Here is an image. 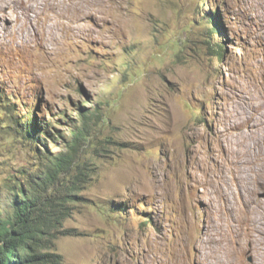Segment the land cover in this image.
<instances>
[{"label":"rangeland","instance_id":"374dc122","mask_svg":"<svg viewBox=\"0 0 264 264\" xmlns=\"http://www.w3.org/2000/svg\"><path fill=\"white\" fill-rule=\"evenodd\" d=\"M96 7L93 21L53 20L57 37H47L46 11L34 15L30 39L0 35L2 215L23 171L71 151L90 179L64 221L69 233L50 248L62 264H221L246 227L230 221L246 196L260 203L261 231L238 258L256 264L264 191L252 180L264 159L252 161L249 141L258 148L264 133V0ZM6 13L0 27L11 29L13 8ZM83 113L90 124L75 142Z\"/></svg>","mask_w":264,"mask_h":264},{"label":"trees","instance_id":"16d2710c","mask_svg":"<svg viewBox=\"0 0 264 264\" xmlns=\"http://www.w3.org/2000/svg\"><path fill=\"white\" fill-rule=\"evenodd\" d=\"M89 117L83 113L84 125L75 130V142L86 136ZM27 132L38 140L35 124ZM71 148L75 150V144ZM75 164L72 152L62 151L47 156L43 167L23 171L25 178L12 185L13 209L3 215L0 211V264H62L50 248L60 234L69 233L64 221L83 199L80 192L90 179L87 165Z\"/></svg>","mask_w":264,"mask_h":264},{"label":"bare ground","instance_id":"6f19581e","mask_svg":"<svg viewBox=\"0 0 264 264\" xmlns=\"http://www.w3.org/2000/svg\"><path fill=\"white\" fill-rule=\"evenodd\" d=\"M23 2L24 0H0V21L8 18L6 13L8 7H12L13 13L15 14L11 29L8 26L0 27V35L5 33V36L7 32L10 34L13 33L15 35L14 37L17 39H30L31 35H33L32 31H34L32 30L31 24L35 27L36 18H34V15L39 16L42 11L43 13L46 11V19L50 22L46 31L47 37H57V31L55 30V23H53V20L60 18L63 22L66 21L70 27V22L80 19L82 14H86L84 17H89L91 19L90 21H93L94 14L97 10L96 0H78L77 2H67L64 0H36L34 4L24 7V10L21 7ZM85 4L86 6H84ZM82 5L86 8L82 9ZM18 6L21 7L22 11L19 10ZM87 22L88 20L86 19V23ZM8 29L10 30L8 31ZM234 129H239L237 122L234 124ZM257 142L259 143L258 148L251 140L249 141L253 162L254 156L256 155H258L261 160L264 159V133L259 134L257 132ZM255 169L256 175H253L252 180V182H254V189L256 191H264V166L257 164ZM244 199L247 201L246 210L242 212V215H240L241 213L233 215L230 221L238 223L242 218L246 221V227L240 230L239 242L237 245L234 247H225V251L221 252V256L218 257V262L221 264H242L238 255L246 251L253 253V244L251 243L249 246H246L245 243L254 240L261 231V224L258 217L261 210L259 201L254 196H246ZM237 206L241 209L242 201H237ZM256 264H264V253H262L260 259L256 261Z\"/></svg>","mask_w":264,"mask_h":264}]
</instances>
